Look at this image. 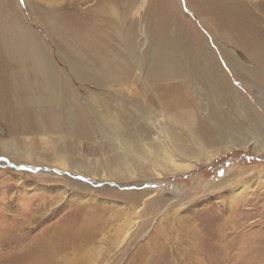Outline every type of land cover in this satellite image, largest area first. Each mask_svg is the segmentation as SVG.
Returning a JSON list of instances; mask_svg holds the SVG:
<instances>
[{"label":"rangeland","instance_id":"1","mask_svg":"<svg viewBox=\"0 0 264 264\" xmlns=\"http://www.w3.org/2000/svg\"><path fill=\"white\" fill-rule=\"evenodd\" d=\"M8 1L31 22V4L48 7ZM150 1L115 7L120 21L127 12L120 33L135 21L134 44L127 50L117 41L125 51L109 67L119 80L98 81L99 68L83 50L76 58L29 24L56 75L52 89L39 79L40 90L20 96L21 111H41L59 93L60 123L44 120L46 127L25 135L10 134L0 120V264H44L51 255L54 264H264V73L186 0H167L169 35L187 33L199 60L180 50L178 80L155 79L169 89L181 85L170 93L186 104L167 106L161 118L150 74L160 17L146 16ZM217 117L222 138L211 128ZM61 157L75 170L51 163Z\"/></svg>","mask_w":264,"mask_h":264},{"label":"bare ground","instance_id":"2","mask_svg":"<svg viewBox=\"0 0 264 264\" xmlns=\"http://www.w3.org/2000/svg\"><path fill=\"white\" fill-rule=\"evenodd\" d=\"M121 1L122 0H43L48 7L31 4V8L36 16L33 22L30 21L32 19L22 17L20 11L15 7L16 5L14 6L12 1H6L5 7L2 6V10H5V12L0 13V120L3 121L4 124H7L6 128L10 134L18 132V134L27 135L29 132L39 127H46L43 122L44 120L48 123L47 127H55L60 123L57 115L59 113L56 108L59 106L61 98L59 93L53 95L52 101L50 99V102L41 111H36L34 109H30L28 112H25V110L21 111V97H24V95L27 96L33 89L37 91L40 90V85L38 83L39 79H41L40 83L44 87L46 85V87L49 86L52 89L51 78L56 75L55 70L48 63L47 58L40 53L38 37L31 30L32 28L29 27V24H39L50 37L58 41L60 47L66 48L70 51V54L74 55L76 58H79L76 49L83 50V54L89 57L94 65L99 68V75L97 76L98 81L101 80L105 82L104 80L106 79L109 81L115 78L119 80L118 78L121 76L116 73L112 74L109 67L115 64V55L117 56L124 50L120 49L117 41L123 42L127 50L131 47L132 43L134 44L132 27L135 22L134 19L130 18V20H128L129 26L125 28V31L123 30V32L120 33V31H118L119 29L117 30L116 27L119 25L118 27L120 28L122 26L121 22L127 20V12L125 9L123 11V15L125 16L122 21H120L115 11V7L122 4ZM132 1L133 0H126L128 3ZM166 1L167 0H151L148 4L149 8L146 14L147 17L152 14L157 16V18L160 17L156 24H154L153 32L151 33V39L155 43L157 51L151 65L150 74L154 78H152L153 80L151 79V81L155 85L154 89L156 90L157 102L160 105L158 107L161 118H163L165 111L163 109H168L167 106L174 108L178 106L183 107L186 106V104L179 101V98L176 97L177 94L173 95L170 93L171 88L169 89L166 85L162 84V82L160 83L156 80L164 81L175 79V77L177 79L180 71H182L177 61L178 56L181 57V51H187L188 56L197 60L199 47L187 42L189 39L187 33L184 34V32L180 33L179 31L178 34L176 32L174 35H169V24L165 17V14H167ZM186 1V7L189 9L191 8L193 14L195 12L197 15L201 16L203 21L206 22V25L216 32L217 37H219L225 45H231L234 46V48L237 47L242 49V51L254 61L253 63L262 69L260 70L262 71L261 74L264 73V0ZM112 25L115 26L116 30L113 28L111 31L113 35H111V33L107 35L104 27H112ZM112 36L115 38L114 40ZM4 38H8L9 41L5 42ZM27 64L28 67H26ZM67 64H69L74 74L78 75V72L73 68L75 65L73 61L67 59ZM116 69L118 70V68ZM144 85L147 84L145 83ZM175 85L172 86L171 90L175 89L176 91V89H180L181 85ZM262 89H264V87ZM105 118L103 117V119ZM217 118H219L218 121L214 122L216 125L211 128L212 131L217 132L219 138H222L224 134H222L223 125L220 124H224V119L223 117ZM108 120L110 119L108 118ZM68 121L70 122V120ZM200 125L202 124L200 123ZM171 133L172 132H170V134ZM204 133H211L209 126L204 127ZM62 157L58 162H53L51 160V163L71 171L73 167L69 169L70 167H68L67 164L69 159L67 160ZM176 166L177 168L181 167L178 164H176ZM117 169L118 168H116V170ZM74 170L75 169L72 171ZM120 196L127 199V201L130 200L132 203H136L139 198L136 194H122ZM97 234V232H94L91 237H95ZM47 258L48 260L45 261L44 264L55 263L54 255ZM14 264H39V261L36 259L29 261L28 259L27 261L20 262L17 258Z\"/></svg>","mask_w":264,"mask_h":264},{"label":"snow or ice","instance_id":"3","mask_svg":"<svg viewBox=\"0 0 264 264\" xmlns=\"http://www.w3.org/2000/svg\"><path fill=\"white\" fill-rule=\"evenodd\" d=\"M20 3H24V0H20Z\"/></svg>","mask_w":264,"mask_h":264}]
</instances>
